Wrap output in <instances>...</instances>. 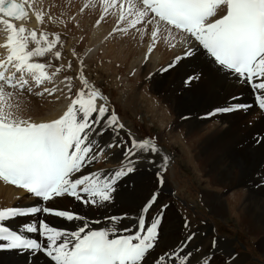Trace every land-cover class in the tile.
I'll use <instances>...</instances> for the list:
<instances>
[{
    "label": "snow or ice",
    "instance_id": "1",
    "mask_svg": "<svg viewBox=\"0 0 264 264\" xmlns=\"http://www.w3.org/2000/svg\"><path fill=\"white\" fill-rule=\"evenodd\" d=\"M0 15L8 17L0 20L4 25L2 30L7 33L5 43L0 44L7 53L0 58V181L23 189L41 202L0 210V251L18 250L32 255L43 252L53 264H148L157 246L163 208L167 207L161 208L160 215L150 217L156 193L142 204L135 227L123 224L124 216H111L105 219L115 227L94 230L87 217L48 207L47 203L67 196L85 206L106 207L113 202L118 182L135 172L140 163L159 168L157 175L163 185L162 173L167 169L168 157L163 156L161 162L152 158L161 151L152 138L138 139L130 133L122 136L125 125L118 114L105 103L97 104L106 97L82 76L86 90L76 94L59 118L47 122L23 118L20 106L14 103V95L22 89L31 92L30 81L36 86L50 81L44 71L46 65L33 61L55 48L59 37L48 40L43 32L38 37L36 30L17 28L10 21L21 20L27 13L14 0H0ZM36 19L43 22L39 14ZM120 22L127 24L122 29L125 32L137 24L153 25V44L165 33V39H176L177 34H182L179 39L185 50L162 71L183 59L204 55L218 66L216 71L223 73L224 78L235 77L251 88L255 105L233 103L239 100L233 96L209 116L247 111L253 106L264 110V0H135L134 3L129 0L127 10L120 14ZM29 43L36 47L30 49ZM151 52L152 46L145 60ZM54 55L60 58L59 51ZM194 79H199V74L189 76L185 84L190 85ZM71 90L69 85L68 91ZM44 91L53 95L51 89ZM108 132L111 133L109 140L103 141ZM114 148L120 149L119 167L109 172L89 170L101 159L110 160L113 155L110 150ZM41 214L81 223L72 229H63L46 219H33L20 226L24 233L38 234L40 240L29 239L7 226V222L17 217ZM192 238L189 236L179 245V251L174 248L152 257L153 264L169 261L170 264H192V252L185 251ZM202 264H210V260Z\"/></svg>",
    "mask_w": 264,
    "mask_h": 264
},
{
    "label": "bare ground",
    "instance_id": "2",
    "mask_svg": "<svg viewBox=\"0 0 264 264\" xmlns=\"http://www.w3.org/2000/svg\"><path fill=\"white\" fill-rule=\"evenodd\" d=\"M14 1L23 5L27 15L21 20H11L10 22L17 28L19 24L23 25L25 23L28 26H25L28 32L34 30L33 26L36 23L33 18H29L30 14L26 2L23 0ZM132 2L134 3L135 0H132ZM7 19L8 17L0 15V20ZM145 25L136 27V32L139 33ZM3 28L4 25L0 24V44H4L6 41L7 33L2 30ZM88 29L92 32L86 34L88 42L85 46L86 52L92 57H87L86 54L84 56L76 55V58H70L69 56L66 59L64 58V63L60 64L62 70H59L62 73L57 76H52L57 71V67L50 66V64L46 65L44 71L50 76V81H44L46 83L43 85L51 90L56 88L58 93L65 91L66 86L61 78L64 77L66 81V79L81 72L80 67L77 65L80 60L86 66L91 65L94 60H100L94 52L98 50L101 26ZM118 29H122L121 26ZM143 30H141L140 35H130L129 33L120 36L126 43H122L121 49H118L119 57H113L110 65L99 64L106 68L109 76L112 77H116V74L120 75L121 71L113 68L116 65L120 66L119 68L124 71L125 75L135 74L134 77L132 75V80L119 78L124 85L122 89H119L118 101L120 105L125 110L136 111L139 102H146V108L153 111L154 119L162 127L158 131L159 135L157 134L155 142L161 151L158 156L152 158L161 162V158L166 155L169 161L172 154L167 147L172 151L179 149V156L177 157L198 173L199 181L206 187L201 189L200 199L209 215L218 216V218H231L240 230L243 229L256 242L259 249L264 250V110L253 106L248 108L247 111L240 110L228 114L217 113L209 116L208 111L224 106L233 96L239 97V100L232 101L233 103L252 105L253 92L251 88L247 84L240 83L235 77L224 78L223 73H217L216 68L218 66L204 55L183 59L174 67L162 71L185 50L186 46L179 39L182 34H177V41L170 37L165 39L167 34L158 36L157 39L161 41L160 48L153 50L149 58L145 60L146 54H149L150 46L145 44L143 47L139 42L142 40L144 43L150 42L153 25L147 26L144 33ZM72 34L77 35L78 31L74 30ZM68 46L72 52L74 44L70 43ZM34 47H36L34 43H29L30 49ZM138 47L139 53L134 55ZM145 48L148 49L146 54L143 51ZM112 50L116 51L115 48L111 47ZM0 51L2 57L6 56V49L0 48ZM111 53L113 54V52ZM127 53H131L130 58L126 57ZM46 54L52 55L53 52H47ZM33 62L43 63L37 58H34ZM71 63L73 68L71 72H67L65 70L66 66ZM47 67L50 68L47 69ZM193 74H199V79H194L190 85H186L185 80ZM122 76L123 74L120 77ZM73 84L76 85L74 82ZM30 86L32 88L36 85L30 81ZM82 88V85L76 89L74 88L72 93H74V90L82 91ZM24 92H27V90L25 89ZM76 94H69L72 96L70 98L63 93L64 100H56L54 104H50L49 101V103L43 102L32 95L30 99L35 101L36 108L20 109V115H23L25 119L36 122L50 120L61 114L69 106L71 100L76 97ZM26 95L28 94L26 93ZM56 96L57 93L54 97ZM24 100L26 99L24 98ZM99 103L105 102L97 101V104ZM110 105L113 108L112 110L115 111L114 105L111 103ZM26 106L27 104L25 108ZM120 122L123 123L121 120ZM129 133L134 135L130 128L125 125L121 135L126 137ZM110 136V132L106 133L102 138L103 141H108ZM163 140L167 147L161 145ZM110 151L113 154L110 160L101 159L92 164L89 170L109 172L119 167L120 149L114 148ZM201 161L205 165L200 169L198 163H201ZM148 165L147 163H140L135 172L124 176L118 182L116 191L113 193V202L106 207L85 206L75 201L74 198L67 196L55 198L48 202L47 206L75 211L87 217L90 227L93 229L115 227L116 225L110 224L105 219L111 216H124L126 218L123 220V224L135 227L134 222L137 220L142 204L153 193H156L157 200L150 211V217L160 215L161 208L163 206L167 207L163 208L159 223L157 246L148 258V264H153L152 257L171 252L174 248L179 251L178 246L185 242L189 236H192L194 232L196 233L199 228H196L197 230L194 228L190 231L185 230L187 227L186 220L174 207L173 197L177 195H174L164 179L163 185L158 186L159 178L156 174L158 170L154 169L159 168ZM30 200L31 198L23 190L0 181V210L11 203H14L15 207H23ZM39 203L41 202L38 201ZM33 219H46L51 225L63 229H72L75 225L81 223L80 221L67 222L53 215L44 216L41 214L37 217H17L7 222V226L13 230L21 231L22 234L28 237L40 240L38 234H27L21 230V225ZM94 221H99V223H93ZM150 222L149 219L148 223ZM200 226V228L205 229V238H200L199 242L192 245L188 242L185 249L186 252H192L193 254L192 264H202L204 260H210V264H220L219 261H223L222 264L243 263L246 255L234 253L230 240L214 236V228L208 222H202ZM208 239H210L208 247L201 251L202 246ZM28 262L30 264H53L43 252L32 255L29 252L18 250L0 251V264H28ZM168 264H170V261Z\"/></svg>",
    "mask_w": 264,
    "mask_h": 264
},
{
    "label": "rangeland",
    "instance_id": "3",
    "mask_svg": "<svg viewBox=\"0 0 264 264\" xmlns=\"http://www.w3.org/2000/svg\"><path fill=\"white\" fill-rule=\"evenodd\" d=\"M25 2L27 3L26 7L27 5L29 6L28 13L31 16L29 17L35 20L36 24L33 27L34 30L37 31L38 37L39 33L41 32L47 35L48 40H53L56 37H59L56 47L50 51L53 52V54L48 55L45 53L43 57H36L37 60L45 63V65L50 64V66H55L60 71L62 70V65L60 64H63L68 56L70 58H76V55L84 56L87 54V57H92V55L86 52V46L88 42L86 34H88V32L89 34L92 32L88 28L93 29L96 26H101V31L99 33L100 41L98 42V50L96 49L97 51L94 52L95 54H97V57H99L100 60H94L92 61L91 65L88 66L84 65V63H82V60H80L77 65L80 67L81 72L76 73V75L71 76L70 78L66 79V81L63 80L64 77L61 78V80H63L62 82L66 86L65 91L58 93V91L56 92V88H53V95L48 96V93L44 92V89L47 88V86L44 87L42 85L39 88L35 87L32 90H36V93L41 94H35L33 96L37 97V99H41L43 102L49 101L50 104H54L56 100H64V97L62 96L63 93L71 98L72 96L68 95V93L74 95V93H78L80 91L74 90V93H72L73 91L71 90V92H69L68 86L70 84L71 89H76L82 85V90H85V85L81 81L82 76L84 80H87L91 86L97 88L103 94V96L106 97L103 102L107 104L109 110L113 109L110 103L114 105V109L118 114L119 119L130 128V131L135 136L139 137L140 139L152 138L156 142L157 134L159 135L158 131L162 127L161 124L156 121V119H154L155 117L153 111H150L146 108V102H141L143 103L142 105L139 102L136 106V111H129L125 110L118 101L119 89H122L124 87L120 79L128 78L129 80H132V75L134 77L135 74L132 73V75H125L124 71L119 68L120 66L115 64L116 66H114L113 68L121 72L120 75L116 74V77H112L109 76L106 68L102 67V65H99L102 63L103 65H110L113 57H119L117 51L118 49H121L122 43H126V41L122 40L120 36H124L129 33L130 35H140L141 30H143L144 28L142 27L140 29V32L137 33L136 27L144 25L137 24L136 27L133 28L134 30H131L132 28H128V31L126 32L122 30L127 26L126 23L120 24V14L122 11L121 4L123 5V0H25ZM126 2L129 3L128 0H126ZM109 5H111V7H108ZM30 10L31 12H29ZM38 14L42 16L43 22H40L36 19V16ZM129 19H131V17ZM118 22L119 24H117ZM24 24L25 23H23V25L19 24V27L27 26L26 24ZM120 26L122 29H118ZM149 26L151 25H148V27ZM74 30L78 31L77 35L72 34V31ZM146 30L147 26L143 30V33ZM157 41L159 42V44ZM70 43L74 44L72 52L70 51L71 48L68 46ZM110 43L111 47L115 48L116 51H111ZM143 43V40L139 42V44H142L143 47L145 46V44L146 46L152 45L153 51L157 48H160L161 41L159 39H156L155 43L153 44V38L151 36L150 42H145L144 44ZM56 51L60 52L59 59L55 58L54 53ZM143 51L146 54L148 52V49L146 50L145 48V50ZM111 52H113V54ZM70 53L73 55H71ZM138 53L139 47L134 55ZM127 56L130 58L131 53H127L126 57ZM72 63L66 66V69L64 68L67 72H71V69L73 68ZM48 68L50 67H47V69ZM60 71L53 72L57 76L58 74L62 73ZM122 74L123 76L120 77ZM67 80L69 81V83ZM73 82L76 83V85H74ZM6 91L12 90L6 89ZM56 93L57 96L54 97ZM30 96H32L31 92L28 95H26L25 92H19L17 95H14V103L18 104L20 106V109H34L36 108L37 104L35 103V101H33V99H30ZM24 98L26 100H24ZM26 104L28 107L26 106L25 108ZM164 113L167 115L166 112ZM21 116L24 117L23 115ZM161 142V145L166 146L164 140ZM167 148L172 154V158L168 161L167 169L163 171L162 175L163 179L168 183L170 189L174 192V195H177L176 197H173L174 207L176 211L182 216V218L186 220L188 229L186 227L185 230L190 231L199 228L198 230L196 229V233L194 232V235H192L193 238L189 241V244H195V242H199L201 240L200 238H205V229L200 228V225L202 222H208L214 228V236H220L222 238L230 240L232 242L231 244L234 253H243L246 255L242 264H264V250L259 249L256 242L252 240L251 237H249L243 229L240 230V228L235 224V222H233L231 218H218V216L209 215V212L206 208H204L203 203L200 199V192H202L201 189H204L206 187H204L203 183L199 181L198 173H196L190 166H188L177 157L179 156V149L177 151L175 149L174 151H172L169 147ZM204 165L205 163H203V161H201V163H198V167L200 169L203 168ZM154 170L160 171V169L156 168ZM158 171L156 172V174L158 173ZM158 186H160L159 182ZM13 205L14 203H11L10 205L5 206V208L15 207V205ZM209 243L210 239L206 240L204 245L202 246L201 251L206 249ZM219 263L222 264L223 261H219ZM28 264L30 263L28 262Z\"/></svg>",
    "mask_w": 264,
    "mask_h": 264
}]
</instances>
